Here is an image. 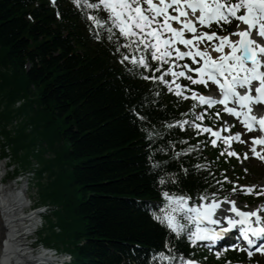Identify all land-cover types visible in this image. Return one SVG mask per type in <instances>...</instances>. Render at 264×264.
<instances>
[{"label": "trees", "instance_id": "obj_1", "mask_svg": "<svg viewBox=\"0 0 264 264\" xmlns=\"http://www.w3.org/2000/svg\"><path fill=\"white\" fill-rule=\"evenodd\" d=\"M110 27L108 13L84 0H0V156H29L46 143L52 157L43 156L38 176L46 172L47 179L37 183L41 202L59 210L48 227L54 238L39 239L63 245L78 264H173L198 256L186 227L177 236L155 219L169 203L162 194L196 199L229 189V162L191 128L197 104L143 78L160 72L124 60L141 53L124 48L126 39ZM12 169L10 179L19 166Z\"/></svg>", "mask_w": 264, "mask_h": 264}, {"label": "snow or ice", "instance_id": "obj_2", "mask_svg": "<svg viewBox=\"0 0 264 264\" xmlns=\"http://www.w3.org/2000/svg\"><path fill=\"white\" fill-rule=\"evenodd\" d=\"M79 4L80 0H74ZM88 8H103L108 13V20L112 27L108 28L109 33L113 28L119 30L120 36L127 41L124 48L131 52H139L141 55H123L124 60H129L133 65H139L144 69L160 72L159 76H145L143 78L153 81H160L168 85V90L174 91L176 96L184 95L183 89L187 85L177 83V78L184 77L192 84H203L207 86L208 82L216 84L222 94L218 101L211 96L198 94L191 91V99L197 101L200 105H208L211 108L214 104H222L225 107L223 111L241 118V123L247 131H252L255 124L259 125L261 132H264V116L257 117L252 114V103L264 104V42L253 39V32L264 39V0H97L96 3H88L84 0ZM146 5V7H145ZM171 10V11H170ZM242 11V14H240ZM199 13L196 15V13ZM194 17L195 19H192ZM97 27H101L104 21L95 16H89ZM233 21H239L245 25L241 28L240 24L228 35H219L216 31H197V22L200 26L211 27L213 23L223 27L225 24H231ZM176 22L180 27H174ZM192 33L191 38H186L185 33ZM232 36L238 39H231ZM111 38V37H110ZM207 43L208 47L201 49L200 44ZM177 45H184L186 49L182 51ZM229 51H225V49ZM117 50L119 51V45ZM219 53L213 57L211 52ZM147 53H150L151 60L158 62V67L151 68L148 63ZM175 57V59H172ZM185 57L191 58L197 67H191L189 64L182 66L177 61ZM199 57V60L197 59ZM168 64L167 69L162 70V65ZM184 70L176 71L181 68ZM186 70V71H185ZM132 71V69H129ZM188 72L196 73L194 77ZM170 74L171 81L164 77ZM255 82V83H254ZM238 89H244L243 92ZM253 91L255 95H253ZM232 100L237 107H229L228 103ZM196 105H193L195 107ZM216 118L220 117L217 112ZM141 120L146 117L140 116ZM198 120H203L204 115L198 114ZM187 121H177L176 124L183 127ZM199 132L210 133L215 138H222L225 144H230L233 140H241V133L221 137L219 130H213L211 127H205L201 124L193 125ZM172 127V125H169ZM227 130V129H225ZM211 143L215 146L217 139H212ZM253 154L260 156L256 151L255 145H264V136L252 137ZM187 151H191L189 148ZM223 154V153H222ZM229 156L237 153L229 151ZM246 158V154H245ZM264 159V156H260ZM203 167V165H197ZM227 179V177H225ZM162 184L163 180L160 181ZM246 193H253L255 186H240ZM236 191L234 187L232 189ZM264 195V192L255 193ZM169 202L164 209H161L163 216H155V219L162 224L166 223L168 229L179 236L180 232L186 227L177 220V213H184V217L189 223H194L196 228L188 235L189 241L195 245L197 241L209 240L215 242L219 236L228 232L230 229L240 225L239 231L248 245H253L256 241L249 238V233L253 237L264 236V226H261V216L258 210L242 211L235 206L234 201H228L232 204L230 212L235 213L239 219H233L225 216L227 227H221L219 230L202 227L201 223L206 221L209 225L220 224L221 221L213 218L215 210L220 207V202L216 200L215 193H212L210 203H200L199 205H188L191 199L188 196L169 195L168 192L162 194ZM201 201L208 199L207 195L200 196ZM255 218V226L253 220ZM167 246V245H166ZM230 247L237 248V244H231ZM246 250V249H240ZM256 251H264V243L258 245ZM249 256L252 252H248ZM220 253H217L219 256ZM161 256L163 254L161 253ZM169 259V257H163ZM182 264H196L194 260L183 261Z\"/></svg>", "mask_w": 264, "mask_h": 264}, {"label": "rangeland", "instance_id": "obj_3", "mask_svg": "<svg viewBox=\"0 0 264 264\" xmlns=\"http://www.w3.org/2000/svg\"><path fill=\"white\" fill-rule=\"evenodd\" d=\"M236 25H237V22L233 21V23L228 24V27H230L231 28L230 30L233 31L235 29ZM15 106H16V104L14 105V107ZM22 113L25 117L27 116V112L24 110V108H23ZM13 124H14V122H13ZM9 127H11V125ZM39 148H40L39 149L40 153L35 154L34 152L30 151L31 153L29 152V154H30L29 156H32L33 159H35L36 161H39V163L42 164L44 162V158L42 155V150L44 149L43 144H40ZM237 149L241 152L245 148L242 146H238ZM224 150L226 151V153L231 151V149L229 147H224ZM8 155L11 156L10 159H6V158L0 159V167L2 166L0 172L4 176L6 175L3 185H6L7 187L12 185L13 187H17V189L22 188L23 189L22 194L24 196V200L27 203V206L24 208V211H26V213H31V212L34 213L35 210H33V209H32V211L29 210L28 206L31 204L35 205L34 202L37 201L36 198H39V200L41 202L40 187H39V184L36 182V179H37L36 173H35L34 179L31 178L30 182H28V178H25L24 176H21L18 178L19 180L21 179V183H15L16 179L10 180L9 178H7V176H9L11 174L13 167L19 166V171H21V172H22V169L28 167V166L22 167L20 165H17V162H20L23 165H28L31 162V160L29 159V156L23 152H21L18 155L13 154V158H12L11 151H8ZM244 157L245 156H241L240 158H233L232 159L231 163L229 164V168L226 170L227 176H229L233 181H237L236 175L238 174L239 177L241 179H243L249 186H253V185L255 187L258 186V187H256V190L258 192H264V187H263V189H259V188H261V187H259V185L261 183L264 184V166L259 161L247 160V159H244ZM240 170L242 173L239 172ZM45 177H46V174H44V179H43L44 181H45ZM234 184L238 186L237 182H234ZM237 186H236V191L239 190ZM236 191H235V194H233L234 195L233 198L236 197L237 199H241L240 205H249L247 202L243 201L242 198L240 197L241 192L236 193ZM37 210L42 211V210H44V208H38ZM40 215L41 214L36 215L35 220H37V224L33 227V229H37V232L44 223V220L42 217H41V220H39ZM44 219H45V227L42 230H40L38 233L32 232V234H30V236H28V238L26 240L28 243H34V240L39 239L38 237L40 235H42L43 233L50 234V238H54L53 232L51 233V230L48 229V227L53 223L52 218L45 216ZM40 222H41V225H40ZM40 246L41 245L38 242L36 244V247L33 249L34 252H39ZM63 254H62V256H63ZM257 258L260 259V264H264V256H258ZM33 261H36V259H33L32 262ZM32 262L30 264H32ZM36 263L39 264L40 262H34V264H36ZM246 264H249V263L246 262Z\"/></svg>", "mask_w": 264, "mask_h": 264}, {"label": "bare ground", "instance_id": "obj_4", "mask_svg": "<svg viewBox=\"0 0 264 264\" xmlns=\"http://www.w3.org/2000/svg\"><path fill=\"white\" fill-rule=\"evenodd\" d=\"M240 27L245 28L246 26L240 24ZM231 39L236 40L238 37L232 36ZM253 39L263 42L257 36ZM225 51L229 49L226 48ZM218 55L215 54L214 57ZM262 185L264 184L261 183L259 186ZM22 191L23 189H16L12 185L9 187L3 185L0 172V264H30L33 259L36 261L32 264L34 262L43 263L50 257L46 251L34 252L32 245L26 241L33 231L36 214L24 211L27 203ZM70 260L71 256L64 253L61 264Z\"/></svg>", "mask_w": 264, "mask_h": 264}, {"label": "built area", "instance_id": "obj_5", "mask_svg": "<svg viewBox=\"0 0 264 264\" xmlns=\"http://www.w3.org/2000/svg\"><path fill=\"white\" fill-rule=\"evenodd\" d=\"M36 217V216H35ZM36 219V218H35ZM40 220V218H39ZM35 225L37 224V220H34ZM42 252L46 251L47 254L50 256L51 258V262L54 264H61V260H62V253H58L56 250L53 249H48V250H43L41 249Z\"/></svg>", "mask_w": 264, "mask_h": 264}]
</instances>
